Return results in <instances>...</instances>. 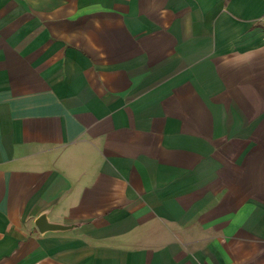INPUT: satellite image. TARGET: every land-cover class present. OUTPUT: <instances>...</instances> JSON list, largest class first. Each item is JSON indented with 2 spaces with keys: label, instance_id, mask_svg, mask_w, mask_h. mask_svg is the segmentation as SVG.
Instances as JSON below:
<instances>
[{
  "label": "crops",
  "instance_id": "obj_1",
  "mask_svg": "<svg viewBox=\"0 0 264 264\" xmlns=\"http://www.w3.org/2000/svg\"><path fill=\"white\" fill-rule=\"evenodd\" d=\"M0 264H264V0H0Z\"/></svg>",
  "mask_w": 264,
  "mask_h": 264
},
{
  "label": "water",
  "instance_id": "obj_2",
  "mask_svg": "<svg viewBox=\"0 0 264 264\" xmlns=\"http://www.w3.org/2000/svg\"><path fill=\"white\" fill-rule=\"evenodd\" d=\"M37 228L40 231H43L45 229H57V228H64L66 226H62L60 224H54V223H48L45 219V216L42 215L38 218V220L35 222Z\"/></svg>",
  "mask_w": 264,
  "mask_h": 264
}]
</instances>
